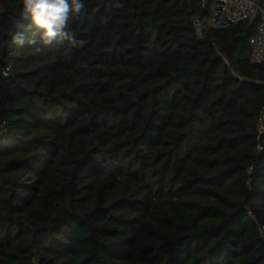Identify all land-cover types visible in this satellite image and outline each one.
<instances>
[{"label": "trees", "instance_id": "obj_1", "mask_svg": "<svg viewBox=\"0 0 264 264\" xmlns=\"http://www.w3.org/2000/svg\"><path fill=\"white\" fill-rule=\"evenodd\" d=\"M84 3L73 48L0 0V264H264L259 13Z\"/></svg>", "mask_w": 264, "mask_h": 264}, {"label": "clouds", "instance_id": "obj_2", "mask_svg": "<svg viewBox=\"0 0 264 264\" xmlns=\"http://www.w3.org/2000/svg\"><path fill=\"white\" fill-rule=\"evenodd\" d=\"M21 4V15L29 21L27 29L32 32L30 43L35 44L38 35L44 45H51L57 39L68 41L73 48L84 45L83 39L66 30L70 20L83 14L84 0H21Z\"/></svg>", "mask_w": 264, "mask_h": 264}, {"label": "built area", "instance_id": "obj_3", "mask_svg": "<svg viewBox=\"0 0 264 264\" xmlns=\"http://www.w3.org/2000/svg\"><path fill=\"white\" fill-rule=\"evenodd\" d=\"M259 13V21L254 34L250 37L251 61L264 62V3L259 0H214L212 15L207 21L214 28L236 24ZM204 20H196L195 23ZM262 146L259 145V149Z\"/></svg>", "mask_w": 264, "mask_h": 264}, {"label": "rangeland", "instance_id": "obj_4", "mask_svg": "<svg viewBox=\"0 0 264 264\" xmlns=\"http://www.w3.org/2000/svg\"><path fill=\"white\" fill-rule=\"evenodd\" d=\"M196 26H197V30H198L199 34H201L204 24L196 22Z\"/></svg>", "mask_w": 264, "mask_h": 264}]
</instances>
